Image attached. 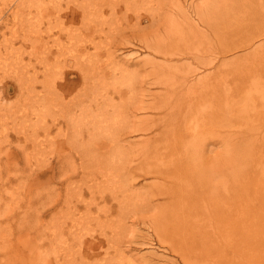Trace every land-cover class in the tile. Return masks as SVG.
I'll list each match as a JSON object with an SVG mask.
<instances>
[{"label": "bare ground", "instance_id": "obj_1", "mask_svg": "<svg viewBox=\"0 0 264 264\" xmlns=\"http://www.w3.org/2000/svg\"><path fill=\"white\" fill-rule=\"evenodd\" d=\"M12 3L7 9L16 16L14 23L28 27L22 41L28 53L24 74L31 135L48 141L56 162L29 172V184L45 190L41 210L36 206L34 217L23 213L15 221L0 218L5 234V229L25 232L17 237L21 245L10 243L5 250L9 237L0 234V264H134L126 252L133 242L126 235L129 222L149 223L165 250L184 264H193V254L201 252L213 258L211 264H264V164L245 167L259 152L253 153L241 135L246 128L264 135V0ZM121 15L129 29L112 36L109 21ZM205 37L210 38L206 48ZM134 42L145 56L132 58L125 50ZM17 68L10 76L14 80L22 75ZM204 83L210 87L192 98ZM23 84L19 79L17 85ZM243 88L241 105L218 108L205 118V123L219 119L214 129L228 128L214 139L221 156L216 162L205 158L204 174L196 175L197 167L188 164L195 156L187 154L160 155L171 162L162 167L125 166L106 155L116 169H91L105 160L100 148L120 152L118 141L131 136H138L142 148L147 140L163 138L172 152V140L189 133L204 100ZM99 134L104 138L100 153L55 152L56 144L63 147L77 138L91 142ZM11 138L5 133L0 141L19 146L20 153L7 156L18 163L22 155L27 162L33 153L17 136ZM157 183L161 189L154 191ZM145 187L152 190L142 191ZM220 203L223 209L216 208ZM212 205L215 234H205L201 222L205 207L209 212ZM129 210H134L131 219Z\"/></svg>", "mask_w": 264, "mask_h": 264}, {"label": "rangeland", "instance_id": "obj_2", "mask_svg": "<svg viewBox=\"0 0 264 264\" xmlns=\"http://www.w3.org/2000/svg\"><path fill=\"white\" fill-rule=\"evenodd\" d=\"M5 1L7 3L6 6L0 1V136L5 133H7L12 138L17 136L21 143L24 142L28 147V151L33 153L32 157L25 163L23 162L22 155H20V160L17 163V161H12L10 157L7 156V154H9L11 151L20 153V147L13 146L10 148L6 142L2 140L0 141V203H6L0 205V218L9 216V218L12 217L15 221L17 220V216H21L23 213L25 214V217H27L28 213H30L31 217H34L37 210L36 206L38 207L39 211L41 210V203L39 201L44 200L43 195L45 190H38L37 185L29 184V180H31L29 172L35 171L37 169L40 170L46 165L47 162H54L55 160L51 154H48L50 148L48 141L45 140L41 134L36 138L35 136L31 135L32 126L29 114L30 109L28 105V93L26 92L25 85L26 76L24 74L28 53L26 52V42L22 41L24 36L26 37L28 27L23 25H21V27L19 24L14 23V21H16V19H14L16 16L12 17L11 13L7 9L10 7L13 8L14 3H12V0ZM22 21H25L24 18ZM10 23L15 25L11 26ZM10 26L12 28L8 29ZM109 28L110 32H113L112 36L119 29H129L125 23V20L122 19V15L116 21H109ZM209 41L210 38L205 37V48L209 47ZM125 50L130 53L132 58L142 57L147 54L146 50H144L143 46L138 42H134L131 48H125ZM190 64L191 66H194L195 60H190ZM17 67H19L22 75L18 77L17 80H14L13 78H10V76L13 74V71L18 69ZM6 73L9 74L5 75ZM19 79H21V83H24L21 88L17 85ZM5 81H7L8 87ZM209 87L210 85L207 83H204L202 86H197L195 93L191 92V95L193 96L192 98H195L198 94H201L200 92L202 89L207 90ZM238 88L240 89V87ZM232 90H223L220 92L218 97H213L210 101L204 100L197 107L198 114L192 117L194 120L192 126H190L191 129L189 133L186 136L172 140L174 149L172 152L164 146L162 142L163 138L147 140L144 142L145 144L142 148L141 144L139 143L140 139H138V136H131L126 139L119 140L118 143L123 147V150L120 152H118V150H108L106 147L99 149L98 147L99 145H102L103 141L101 139L103 138L101 134L95 136L91 142L89 140L84 142L83 138H77L68 142H63V147H60L59 144H56L59 148L56 149L55 147V152H58L59 150H61L60 152H69L77 148L81 153L88 154L91 152L100 153L97 152L99 149L104 152L102 153L105 154L102 156L104 159L106 155H110V158H113L116 161H121V163H124L125 166L129 164H136L144 167L153 165L161 167L164 165L169 166L171 162L168 163L167 158L161 159L160 155H163V157L175 156L178 154H187L191 156L194 155L195 159L191 160V162H188V164H194L197 167L198 171H196V175H198L200 171H202L204 174L205 165H208V163L205 162V158L211 157L212 160V157H214L216 162L218 156H221L219 154L216 155L220 151L221 146L214 139L223 136L225 129L228 128L227 125H220L218 128L214 129V126L219 119L213 118L215 120L212 123H205V118L216 113L218 108H227L228 105L230 107L236 105L238 107V105H241L239 102H242V99L245 97L244 95L246 90L243 88L241 90L243 92L239 93L231 92ZM263 111L264 110H262V112ZM21 131H24L28 137L24 138L21 134ZM241 135L243 142L247 147L252 149L253 153H260L254 155V159L251 158L247 163H245V167L248 169L254 167L260 169L264 164V135L261 133L252 134L247 128L246 131L241 132ZM34 141H37V143ZM104 141L107 142L108 140ZM160 151L162 152L160 153ZM55 152L54 154L56 155ZM7 157L9 158L10 162L6 161ZM112 168L116 169L115 167L108 165L106 159H98L97 163H94V165L91 166V169L95 171L108 170ZM98 175L102 176V172H98ZM7 178L9 182L6 180ZM166 183L168 182L162 180L160 184L165 185ZM160 184L157 183L156 187H154V191L161 189ZM43 186L45 187L44 184ZM150 190H152L150 187H145L142 189V191ZM26 193L28 194L25 195ZM205 200L208 199L205 197ZM27 204L32 205V208H28ZM216 208L223 209L222 203L218 204ZM213 213H215L214 205H212V208L209 212L208 207H205V220L201 222L202 225L205 226V234L209 232L215 234V223L212 219V217H214ZM246 215L249 218H252L253 211L247 213ZM236 216L238 215H234L233 217ZM127 217L130 219L133 218L134 210L127 211ZM233 223L239 225L238 221H234ZM126 225L128 226V228L125 227V230H127L126 235L127 237H131L130 240L133 241L128 246L126 245V252H128L132 263L184 264L179 257L165 250L164 244L161 242V239H159V237L156 236V234L152 231L153 228L149 227V223L145 224L142 222H137L132 224L129 222ZM40 227L42 228V226H38V228ZM43 227L45 226L43 225ZM5 230L6 234L2 230L0 231V234L4 233L9 237L7 245L3 246L4 250L10 243H17L21 245V241L18 240L17 237L23 236L25 232L18 234V232L13 233L10 229ZM29 235H32L31 231H29ZM191 261L193 264H211L213 263V258H206L205 254L201 252L198 253V255L193 254V259H191ZM26 263L30 264L29 262ZM124 264L129 263L125 261Z\"/></svg>", "mask_w": 264, "mask_h": 264}]
</instances>
